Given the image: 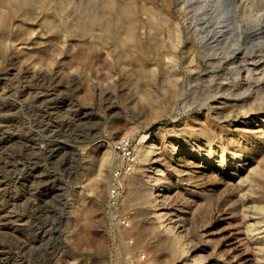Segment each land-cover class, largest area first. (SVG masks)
<instances>
[{
    "label": "bare ground",
    "instance_id": "bare-ground-1",
    "mask_svg": "<svg viewBox=\"0 0 264 264\" xmlns=\"http://www.w3.org/2000/svg\"><path fill=\"white\" fill-rule=\"evenodd\" d=\"M173 4L177 17L171 12ZM163 27L167 35L151 34ZM41 32L86 37L93 42L94 52L104 55L109 63L103 77L94 81V101L107 115L147 113L148 127L163 119L171 121L166 135L160 131L156 139L140 137L143 144L135 169L139 175L125 177L124 185L152 212L159 233L168 236L167 250L174 264H211L206 250L193 245L187 226L169 205L174 176L197 182L208 175L218 185H230L237 197L240 225L224 242L228 251L242 249L246 239L257 264H264V0H0V52L14 34L27 37ZM120 73L126 75L127 87L118 92L100 81L107 78L115 84ZM29 75L25 71L21 77ZM13 84L4 82L0 88V168L17 179L16 161L8 154L18 127ZM50 92L36 96L45 101ZM117 97H123L124 103L115 102ZM105 142L96 138L94 147ZM74 147L77 154L84 153ZM47 148L43 144L39 151L45 153ZM104 148L93 172L92 190L106 183L113 145ZM195 166L199 167L191 170ZM28 172L25 168L21 174L27 177ZM1 178L0 224L10 229L15 223L22 226L26 217L12 211L15 188ZM3 255L1 250L0 264L12 263ZM248 259L242 250L233 264Z\"/></svg>",
    "mask_w": 264,
    "mask_h": 264
},
{
    "label": "rangeland",
    "instance_id": "rangeland-1",
    "mask_svg": "<svg viewBox=\"0 0 264 264\" xmlns=\"http://www.w3.org/2000/svg\"><path fill=\"white\" fill-rule=\"evenodd\" d=\"M175 5L171 6V12L177 17ZM164 29L167 28H159L151 34L155 37L160 32L156 38L165 36L169 31ZM62 37L42 32L27 37L14 34L5 40V47L0 52V88L4 82L12 81V100L19 105L15 111L17 138L8 151L17 164V179L2 168L0 175L7 186L15 188L13 213L26 217V224H12L15 226L12 229L0 224V251L7 256L2 257L10 259V264H135L137 254L146 252L152 256L154 264H174L167 250L168 236L159 233L152 220V212L139 203L135 198L137 195L128 191L124 182L116 212L120 216L131 217L130 228L122 229L115 224L107 202V182L115 162L113 148L109 155L111 160L104 180L106 183L94 190L91 187L93 172L107 143L113 145L128 137L133 140L137 154L143 144L140 141L142 135L149 140L156 139L160 131L166 135L171 121L163 119L148 127L150 116L147 113L135 116L123 111L118 115H107L97 108L94 81L103 77L102 70L109 62L105 61L103 54L94 52L93 42L90 44L88 38ZM25 71H29L32 79L30 75L27 79L21 77ZM39 74L43 75L40 79L37 78ZM116 76L115 84L109 83L107 78L100 81L118 92L127 87V80L124 73ZM44 92L52 95L45 101L38 100L36 95ZM114 101L119 105L124 103L123 97ZM94 130L99 132L96 137ZM96 138L107 142L94 147ZM52 142L71 148H61ZM40 143L48 145L45 153L39 151ZM74 146L83 148L84 153L77 154ZM25 168L29 171L27 177L21 174ZM136 170L127 176L128 179L139 175ZM213 179L208 175L197 182H184L174 176L169 185L172 189L169 192L172 213H177L181 218L179 222L187 226L193 245L206 250L204 254L211 264H233L242 250L249 259L241 263L257 264L254 250L246 239L241 242L242 249L230 252L225 246L226 238L239 227L241 216L236 210L237 197L232 187L218 185ZM42 229L46 231L45 235ZM208 238L210 242H206Z\"/></svg>",
    "mask_w": 264,
    "mask_h": 264
},
{
    "label": "built area",
    "instance_id": "built-area-1",
    "mask_svg": "<svg viewBox=\"0 0 264 264\" xmlns=\"http://www.w3.org/2000/svg\"><path fill=\"white\" fill-rule=\"evenodd\" d=\"M113 153L115 154V162L111 168L107 182V202L114 216L115 224L122 229H129L131 217L129 215L120 216L116 211L122 198L124 179L132 175L138 165V158L133 140L124 137L114 142ZM130 243H132V241H130ZM134 263L154 264V260L148 253L140 252L135 257Z\"/></svg>",
    "mask_w": 264,
    "mask_h": 264
}]
</instances>
